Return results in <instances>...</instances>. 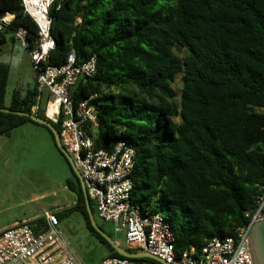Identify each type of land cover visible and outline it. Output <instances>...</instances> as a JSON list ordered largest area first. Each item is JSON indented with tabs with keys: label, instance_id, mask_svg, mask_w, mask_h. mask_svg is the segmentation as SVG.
Instances as JSON below:
<instances>
[{
	"label": "trees",
	"instance_id": "trees-1",
	"mask_svg": "<svg viewBox=\"0 0 264 264\" xmlns=\"http://www.w3.org/2000/svg\"><path fill=\"white\" fill-rule=\"evenodd\" d=\"M6 13L13 18L0 42L8 33L14 40L22 27L26 49H34L39 29L22 1L0 0V17ZM49 17L55 46L42 65H60L72 51L78 61L97 58L96 75L71 96L74 104L89 97L97 109L95 148L124 140L134 149L131 203L163 215L178 255L191 247L198 252L212 236L233 235L264 194V0H51ZM9 74L0 62V107L33 111L60 133L63 118L45 117V99L32 109L35 85L14 90L5 105ZM26 122L41 125L0 112V137ZM41 126L76 194L70 207L54 212L58 223L76 212L106 248L102 259L122 257L90 225L79 180ZM29 225L35 232L46 228L44 218Z\"/></svg>",
	"mask_w": 264,
	"mask_h": 264
},
{
	"label": "built area",
	"instance_id": "built-area-1",
	"mask_svg": "<svg viewBox=\"0 0 264 264\" xmlns=\"http://www.w3.org/2000/svg\"><path fill=\"white\" fill-rule=\"evenodd\" d=\"M23 9L36 22L39 39L36 47L27 50L25 29L13 32L20 46L30 55L32 78L36 94L33 110L39 109L45 99L44 112L52 122H60L63 147L79 168L89 200L97 217L111 222L115 232H124L126 243L162 258L169 264H253L247 236L264 210V194L258 196L255 207L244 213L247 221L235 228L231 236H212L198 252L191 247L182 254L174 250V232L161 213H147L130 201L133 186L131 173L135 151L124 140L117 141L109 150L95 148L93 132L97 127V109L84 98L76 104L71 96L77 84H85L97 72V58L91 55L78 61L72 51L60 65H42L55 41L49 31V8L45 24H40L21 0ZM8 15L10 18H8ZM13 15L0 17V31L6 29ZM264 111V109H263ZM46 228L35 232L28 221L16 222L0 230V264H84L72 251L70 243L58 228V219L52 212L44 216ZM96 264H148L134 262L127 257H105Z\"/></svg>",
	"mask_w": 264,
	"mask_h": 264
},
{
	"label": "rangeland",
	"instance_id": "rangeland-1",
	"mask_svg": "<svg viewBox=\"0 0 264 264\" xmlns=\"http://www.w3.org/2000/svg\"><path fill=\"white\" fill-rule=\"evenodd\" d=\"M6 41L0 42V62L6 63L10 68L9 83L5 92V105H9L11 96L14 90H20L24 93L27 89L32 88V73L33 66L30 60L29 52L20 46L19 40H12L10 34H5ZM180 77H177L173 83V87L177 94L180 91ZM27 124H33L26 122ZM33 126V125H28ZM45 133L46 140L34 142V139L26 137L24 140L20 133L9 132L13 134L10 141H8L11 148L14 150L12 153L2 155L0 158H4L5 162L11 168L16 167V161L21 155V170L23 172L22 184L24 190L27 186H32L37 183L46 188V191L56 190L54 194H47V202L60 199L62 207H70L74 202V195L69 193L68 190L60 191L59 189L67 182L70 177L68 167L64 159L59 155L52 140L45 127L34 124L33 128H37ZM31 131L35 129H30ZM7 136H10V135ZM22 148V152L20 149ZM16 169V168H15ZM33 172L36 173V180L34 177H29ZM28 173V174H27ZM68 188V186H67ZM94 207V205H93ZM97 222L102 225L107 233L117 242L121 247L127 248L128 244L125 241L124 232H115L111 222H103L97 215L95 216ZM58 228L62 233V236L70 243L72 251L84 264H96L105 255V249L101 246L96 239L84 228L81 217L72 212L67 217L63 218Z\"/></svg>",
	"mask_w": 264,
	"mask_h": 264
},
{
	"label": "crops",
	"instance_id": "crops-1",
	"mask_svg": "<svg viewBox=\"0 0 264 264\" xmlns=\"http://www.w3.org/2000/svg\"><path fill=\"white\" fill-rule=\"evenodd\" d=\"M33 86L34 81H32V87ZM28 125L34 126V124L24 123L14 128L11 132L20 133L19 135H22L23 140L26 137L32 138L36 143L40 138L42 140H46L47 134L45 135L44 132L39 130V126H36L37 128H33V126ZM31 128L35 130L31 131ZM12 136L13 134L10 136L5 135L0 137V153L2 155L14 152L11 148L12 145L8 146V141H10ZM20 151L22 152V148ZM21 159L22 157L19 155L16 161V167L13 169V166L11 168L8 166L4 158H0V230L16 222H29L38 218H44L47 212L54 213L55 211L64 208L62 207L63 205L60 199L57 202L56 200L46 201L47 194H54L56 193V190L46 191L44 184L40 187L39 185H36L37 183H35L32 186L29 185L24 190H21V188L24 187L22 184V177L24 174L20 166ZM32 176L36 180L37 176L35 172L29 175V177ZM65 190H68L70 195H74L72 202H75L76 194L67 188L65 184L59 189V193L60 191L63 192ZM104 249L106 255L107 250L105 247Z\"/></svg>",
	"mask_w": 264,
	"mask_h": 264
},
{
	"label": "water",
	"instance_id": "water-1",
	"mask_svg": "<svg viewBox=\"0 0 264 264\" xmlns=\"http://www.w3.org/2000/svg\"><path fill=\"white\" fill-rule=\"evenodd\" d=\"M0 112L11 113L18 116H26L32 121L44 125L50 129V131L54 136V140L57 148L64 155L70 167L72 168L74 174L77 176L79 180L90 225L101 237H103L107 241V243L112 247L114 252L118 253L123 257L131 258V259L149 258L155 260L160 264H169L165 262L162 258L144 251L131 252L126 250L125 248L121 247L117 242H115L113 238H111L102 228L99 227L91 209L90 200L86 192V188L81 172L77 167L76 163L74 162V160L72 159L71 155L63 147L61 143L60 133L53 127V125L49 121L36 116V114L33 111H23V110H15L10 108L0 107ZM45 117L48 119L46 115ZM261 218L262 219L260 221L255 222L253 224L247 236L249 253L253 264H264V210Z\"/></svg>",
	"mask_w": 264,
	"mask_h": 264
},
{
	"label": "bare ground",
	"instance_id": "bare-ground-1",
	"mask_svg": "<svg viewBox=\"0 0 264 264\" xmlns=\"http://www.w3.org/2000/svg\"><path fill=\"white\" fill-rule=\"evenodd\" d=\"M27 9L34 16V18L40 23L45 24V12L48 7V0H24ZM8 18L10 16L8 15Z\"/></svg>",
	"mask_w": 264,
	"mask_h": 264
}]
</instances>
